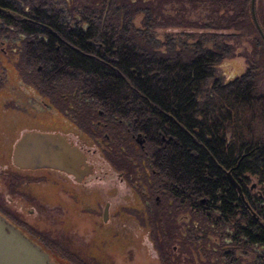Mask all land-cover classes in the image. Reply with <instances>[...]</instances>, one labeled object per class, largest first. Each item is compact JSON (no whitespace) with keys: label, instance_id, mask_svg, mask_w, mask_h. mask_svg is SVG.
<instances>
[{"label":"trees","instance_id":"trees-1","mask_svg":"<svg viewBox=\"0 0 264 264\" xmlns=\"http://www.w3.org/2000/svg\"><path fill=\"white\" fill-rule=\"evenodd\" d=\"M62 1L64 16L31 7L14 11L25 20L8 17L5 23L36 37L41 56L54 72L90 77L93 96L105 111L124 115L126 106L133 107L140 129L135 136L118 123L106 125L103 111L86 101L78 103L73 96L58 93L51 106L71 125L76 124L81 136L97 145L105 160L124 177L137 200L136 219L150 232L159 264H180L181 255H197L206 248L193 237L222 239V233H227V239L220 247L216 243L210 246L212 257L225 256L227 243H233L261 249L260 264H264V98L253 97L250 82L235 80L218 87L210 100L200 102L215 62L213 55L173 61L155 58L151 52L144 54L134 40L137 29L133 25L137 14L146 13L150 20L154 13L161 15L167 4L197 8L208 2L226 23L221 29L241 26L255 30L250 0ZM96 14L101 21L112 22V30L99 33L92 20ZM117 29L132 33L134 43L124 42L114 32ZM13 62L17 68L19 62ZM16 72L30 74L25 68ZM35 89L41 95L37 83ZM137 136L141 144L136 142ZM133 137L141 152L149 142L155 153L138 159L132 151L136 147ZM159 168L164 170L163 176ZM227 173L240 187L242 197ZM251 177L260 185L259 194L250 191ZM179 220L187 232L179 230ZM176 244L180 245L178 256L172 253ZM81 257L85 259V255ZM192 261L187 263L195 264ZM198 261L201 264L200 257ZM95 263L112 264L107 259Z\"/></svg>","mask_w":264,"mask_h":264},{"label":"rangeland","instance_id":"rangeland-1","mask_svg":"<svg viewBox=\"0 0 264 264\" xmlns=\"http://www.w3.org/2000/svg\"><path fill=\"white\" fill-rule=\"evenodd\" d=\"M21 3V10H24L27 6L28 11L33 7L47 9L49 14L65 15L62 0H22ZM254 13L257 22L264 26V0H255ZM220 14V12H213L208 2L199 5L197 8H191L188 4H167L163 6L161 15L154 13L150 20L147 18L146 13L136 15L133 23L135 29H137L134 32L136 36L134 40L137 41L136 43L139 44L138 46L144 54L151 52L155 58L188 61L192 57L201 54L213 55L215 62L209 69L210 77L206 80L202 93L199 95L200 102L210 100L212 96H215L218 87L230 85L235 80L240 81V83L247 80L248 83L249 81L253 82L255 80L252 78L254 75L258 76V78H255L261 91L260 94L264 93V68L258 71L253 70L257 64H260L257 55L258 50L255 48L260 43L258 34L251 28L241 26L234 29H221L220 27L225 26L226 23L220 18ZM1 16H3L2 13L0 24L3 23V17ZM92 17L95 26L99 28V33L112 30V22L105 23V21H101L98 14ZM166 23H169L170 26H158ZM185 23L192 26L187 27L184 25ZM99 24L102 25L99 27ZM114 32H117L124 42L134 43V40L131 41L132 33L127 34L125 30L118 29ZM4 39H7V41H4ZM16 39L18 44L12 41ZM10 41L12 42L10 43ZM0 52L3 53V58H5L3 61L0 60V72L15 73L17 68H25L30 71L29 75L32 80L24 79V83L28 86L21 85L20 90H17L16 85H19L20 80L15 79L8 80L7 85L4 87L8 90L11 88L17 91V95L23 99V102H20L23 107L31 108L33 106L34 113L32 114L35 117L46 115L44 112L46 108L41 107L43 101L40 102L39 100H45L46 105L52 106L58 93H63L68 95L70 99L73 96V99L78 103L82 104L83 101H86L92 107L97 108L98 111H103L101 117L106 125L110 126V124L118 123L121 129L128 128L133 132V136L140 133L139 122L136 121V114L132 111L133 107L126 106L128 113L124 115L105 111V107L93 96L90 77L79 72L60 71L61 73L58 74L53 69L51 70L52 66L44 61L41 56L36 37L20 33L15 26L12 29L4 27L0 30ZM13 61L19 62L17 68L14 67ZM10 65L16 68V71L10 68ZM256 73H260V75ZM36 83L39 85V92H37L41 95H38L35 91L34 93L30 91V88L35 89ZM24 89H27V93L33 96L28 95L31 98H25L27 95L23 91ZM51 109L52 107H50L48 128H40L42 125L39 124H34L32 128L18 125L11 136L4 132L0 134V139L5 143L4 146L12 150L16 140L25 131L62 133L66 135L69 142H73L74 145L86 153L88 163L93 165L92 174L79 184L74 182L72 176L58 171L42 170L33 173L36 177L45 176L49 178L48 183L37 185L43 193H50V196H52V191H56L58 189L56 185L60 183L66 184V188L72 186L81 196V200H78L80 210L65 208L63 212V209L58 206L51 204L42 206L37 203L28 208L32 211L35 220L38 219V222H40L42 230L47 231L44 233L47 240H45L46 242L43 241L44 245L42 246H45L51 252L48 253L46 249L51 256L49 257L56 264H81L79 259L82 257L68 256L64 257L65 261L64 258L57 255V251L71 249L79 253L81 249H89L87 252L91 253L90 249H92V251L94 250L93 254H89V257L85 253V259L83 260L87 263L92 264L93 261L107 259L112 264H159L160 256L155 250L150 232L136 219L137 214H135L134 207H137V200L124 177L105 160L101 154V149L97 145L90 144L88 139L81 136L80 129H75L76 124L71 125L66 117L60 116ZM132 145L136 146L132 148V151L133 153L137 152L136 157L138 159L146 154L150 156L156 150L152 143L145 142L144 152H141L134 141V137L132 138ZM158 170L161 171L160 173L163 176L164 170L160 168ZM7 180L9 183V177L1 174L0 187L3 191L2 195L6 199H8V195L3 186ZM259 189L260 185L256 178L251 177V193L259 194ZM65 199L68 203L67 195ZM106 204H108L107 221L104 222L103 214ZM92 210L94 211L93 214L89 215L88 213ZM180 221L178 222L179 230L187 232L186 227H184L185 224ZM63 226H65V229ZM93 228H96V232ZM97 232L105 234L106 237L104 238L108 240H103L101 233L97 237V241H92ZM222 235V239L219 236L213 239L193 237V240L199 246L204 245L206 248L199 250L197 255H181L180 264H189L187 262L191 260L195 264L200 263L198 257L201 259V264H260L262 262L263 253L261 249L257 247L245 249L240 245L235 246L233 243H227L228 245L224 249L225 256L221 258L212 257L209 251L210 246L214 243L219 247L223 245V241L227 239L228 235L227 233H222ZM104 249H109V251L104 253ZM179 249L180 245L176 244L174 250H172L173 255L178 256ZM213 253L215 254V252Z\"/></svg>","mask_w":264,"mask_h":264},{"label":"flooded vegetation","instance_id":"flooded-vegetation-1","mask_svg":"<svg viewBox=\"0 0 264 264\" xmlns=\"http://www.w3.org/2000/svg\"><path fill=\"white\" fill-rule=\"evenodd\" d=\"M22 0H0V15L1 13L3 14V23L0 24V30L3 29L4 27H9V29H12V26H8L5 23V18L8 17H13L16 21L20 20L23 21L25 19H21L22 16L17 15L14 11H23L21 10L22 7ZM251 1V0H250ZM5 6H11V8H6ZM28 9V7L26 6ZM251 11V10H250ZM24 14V13H23ZM255 15V13H254ZM252 17V14H251ZM256 18V17H255ZM253 21V18H252ZM257 21V19H256ZM258 23V22H257ZM255 31L259 36L260 43H258V47H255L256 50H258V57L260 64H257L253 70L258 71L261 68H264V57L262 55V51H264V39L261 36H264V26L262 24L258 23V27L255 25L253 21ZM18 28V31L21 32V29L19 26H15ZM261 31V32H260ZM21 39V38H20ZM19 39V40H20ZM4 41H7V39H4ZM13 43L18 44L17 39L12 40ZM10 41V43L12 42ZM2 43V42H1ZM260 45V46H259ZM3 59L0 57V60L3 61ZM0 61V62H1ZM3 67V66H2ZM9 68V67H8ZM2 69V68H1ZM40 69V68H38ZM255 73V72H254ZM257 75L260 73H256ZM250 76V75H248ZM258 76L252 77L253 82H250V86L252 87L251 92L253 97L255 99H263L264 98V93L260 94V89L257 84L256 78ZM19 79L20 81L18 82L19 85H16V89L20 90L21 85H26L24 82V79L27 80H32L29 74H24V73H17V72H0V134L2 132L6 133L7 135H10L13 133L14 130L17 129L18 125L24 126V127H31L34 124H39L42 125L40 128H48L49 122H50V107L49 105L45 104V100H39L42 102L41 107L43 106L46 108V115L42 116H37L35 117L34 111H33V106L30 108L28 107H23L20 102H23V99L17 95V91L14 89L5 88L4 86L7 85L8 80H15ZM248 81V80H247ZM27 83V82H26ZM243 83V82H242ZM243 85V84H242ZM30 87V86H29ZM27 96L25 98L29 99L28 95H32L27 93V89L23 90ZM30 91L34 93V88H30ZM36 92V91H35ZM33 96V95H32ZM33 99V98H32ZM42 107V108H43ZM52 110V109H51ZM33 131V130H32ZM27 132V131H25ZM24 132V133H25ZM14 138V137H13ZM17 142V140H16ZM15 142V143H16ZM14 143V145H15ZM4 142L0 139V176L3 174V176L9 177V183L8 180L4 182L3 188L7 191L8 199H6L2 193V188L0 187V213L6 217L9 221H11L16 227H18L22 232H24L27 236H29L31 239L35 240L39 244L44 245L43 241L47 240L45 237L44 233L47 231L42 230V227H37L40 225V222H38V219L35 220L34 216L32 215V211L28 209L32 205H36V203L39 205H46L49 206L50 204L53 206H58L59 208L63 209V212L65 211V208H74L75 210L79 209L80 206L78 205L79 199L81 200V196L75 191V189L72 186H68L66 188V184H60L56 185L58 189L56 191H52V196H50V193H43L41 190L38 188L37 185L41 183H48L49 178L45 176L41 177H36L34 176V172L42 171V170H22L18 169L14 163H13V149L11 150L7 146H4ZM45 170V169H43ZM48 171V170H47ZM55 171V170H51ZM63 173V172H61ZM65 174V173H64ZM67 175V174H66ZM70 176V175H68ZM74 180V179H73ZM75 182V181H74ZM76 183V182H75ZM79 184V183H76ZM37 186V188H36ZM49 191V190H48ZM69 200V202H66V197ZM52 197V199H51ZM108 205V204H106ZM30 210V211H28ZM105 211V210H104ZM93 210L90 211L88 214L91 215L93 214ZM104 215V214H103ZM70 225V223H69ZM71 226V225H70ZM69 226V228H70ZM65 229V226H63ZM71 229V228H70ZM93 230L96 232V228H93ZM102 233V232H101ZM100 233V234H101ZM98 234V235H97ZM99 232L93 236L92 241H97V237L100 235ZM106 235L102 233V238L103 240L107 241L108 239L104 238ZM46 242V241H45ZM43 247V246H42ZM45 247V246H44ZM43 247V248H44ZM45 250L47 249L46 247L44 248ZM48 250V249H47ZM89 249H81L79 253L73 251V250H64L62 249L61 251H57L59 256L62 258L68 257V256H73L76 255L78 257H81L85 255V253H88ZM94 251V250H93ZM92 249H90L89 254H93ZM109 249H104V253L108 252ZM113 252V251H111ZM48 253L49 252L48 250ZM103 253V254H104ZM103 255L102 253H99ZM106 256V255H105ZM66 261V259L64 258ZM81 263H87L83 261L82 259H79ZM64 262V261H62Z\"/></svg>","mask_w":264,"mask_h":264},{"label":"water","instance_id":"water-1","mask_svg":"<svg viewBox=\"0 0 264 264\" xmlns=\"http://www.w3.org/2000/svg\"><path fill=\"white\" fill-rule=\"evenodd\" d=\"M254 2L255 0L250 1V10L258 27ZM261 36L264 39L262 33ZM136 142L141 144L139 136L136 137ZM12 156L18 169L55 170L72 176L76 183H81L93 172V165L88 163L86 153L59 132L23 133L14 145ZM227 176L242 197L240 187L231 179L229 173ZM107 209L108 205L105 206L104 222L107 221ZM49 256L41 244L0 213V264H56Z\"/></svg>","mask_w":264,"mask_h":264}]
</instances>
